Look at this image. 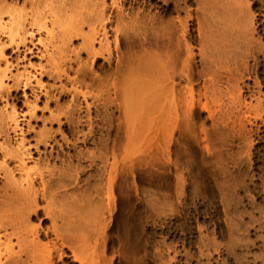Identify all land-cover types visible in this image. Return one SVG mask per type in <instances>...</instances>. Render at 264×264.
<instances>
[{
	"label": "bare ground",
	"instance_id": "6f19581e",
	"mask_svg": "<svg viewBox=\"0 0 264 264\" xmlns=\"http://www.w3.org/2000/svg\"><path fill=\"white\" fill-rule=\"evenodd\" d=\"M119 1L0 0V264H27L29 258L33 260L37 254L44 258L45 264H55L53 260H62L67 254L65 250L79 264H104L101 257L109 241L104 214L107 212L109 219L113 217L111 212L116 199L112 195L113 189L120 192L127 180V171H133L134 162L127 163L132 164L128 169L124 163V153L129 148L127 142L135 144L136 141L131 140L134 136L130 138L133 131L134 135L144 132L148 144L152 141V157L158 163L161 159L170 160L173 135L178 131H192L193 120L200 112L206 113L215 130L220 124L234 125V117L238 121L244 118V123H248L246 120L250 123V117L263 121L264 107L256 101L258 98L254 97L257 105L242 98L243 91H249L246 80L251 75L250 70H257L261 64L259 43L252 37L246 38L252 35L250 32L254 27L251 24L255 22L249 9L246 11L251 16L245 11L250 17L249 23L245 25L243 16L242 20L238 19L244 26L238 21L240 31L248 25L250 28L242 31V37L238 36L247 39L246 45L242 39L244 46L241 47L243 51H250V56L242 51L240 56L244 60L238 61V55V66L231 67L235 63L231 61L232 51H228L235 42L227 46L233 39L226 36L222 25L218 27L220 21L229 25L227 19L234 17L235 8L233 13L229 11L233 6L231 0L226 13L231 12L233 16L224 18L226 20L221 16L220 20L215 19L228 7L222 0L218 3L216 0H193L194 8L186 4L190 0H129L130 6L126 9L127 4L123 6L118 4ZM219 3L224 6V11L220 10L222 6L217 10ZM133 5L137 6L133 8ZM148 9L154 10L152 15ZM73 42H78L76 47ZM193 45L198 47L197 55ZM233 54L237 55L235 50ZM81 55L85 59H81ZM248 57H251V63L246 60ZM35 59H45V64H34L32 60ZM93 70L106 71L102 78ZM240 70L246 72V76ZM36 72L64 79L69 84V87L59 84L57 91L60 97H70L65 107L57 105L55 96L48 90L36 92L31 88ZM91 77L97 78L95 86ZM36 84L40 85V81L36 80ZM27 89L32 91V100L24 95ZM17 90L22 91V100L15 92ZM41 97L43 108L53 100L56 103L57 113L49 110L46 120L57 122L58 129L64 127L66 133L75 137L68 142L73 154L64 153V160L56 151L57 139L53 132L50 129L34 131L31 125L36 121L37 103ZM230 104L241 105L243 109L233 112L228 107ZM226 107L229 109L224 110ZM83 112L85 114L81 115ZM92 112L109 121L105 123L108 128L104 139L96 136V125H93L96 119L93 121ZM203 125L197 128L205 134L209 128L205 129ZM236 126L240 129L238 124ZM124 135L126 139L129 137L127 146ZM64 136L61 139L67 140ZM147 141L143 146L148 145ZM77 142H81L83 148L93 144L98 152L78 149ZM207 143H204L205 148L209 146ZM133 144L137 147V141ZM125 147L128 148L124 152ZM47 148L50 150L46 151ZM59 156L63 164L57 167L50 161ZM82 163L86 165L81 166ZM63 199H70L66 206ZM78 202L86 203L83 206L88 207L87 214ZM63 206L69 208L67 213L65 211L67 216L64 215L70 219L73 214H86L87 217L82 216L77 224H73V220L68 222L70 219L64 223L63 211L66 209L63 210ZM76 207L83 213L75 212ZM117 216L113 217L115 221ZM78 233L82 237H91L93 260L88 259L89 255L86 259L79 255L80 250L89 252L86 248L90 247L89 242L75 240ZM131 238L137 240L134 235ZM130 242L123 236L118 244L126 250ZM99 248L103 253L101 257L97 252ZM206 255L210 257V254Z\"/></svg>",
	"mask_w": 264,
	"mask_h": 264
},
{
	"label": "rangeland",
	"instance_id": "374dc122",
	"mask_svg": "<svg viewBox=\"0 0 264 264\" xmlns=\"http://www.w3.org/2000/svg\"><path fill=\"white\" fill-rule=\"evenodd\" d=\"M128 1L129 0H120L118 4H122L123 6L127 4L125 6L126 9L130 6L127 3ZM190 1L186 4L190 7L193 6L191 8L196 7V3L193 0ZM218 1L219 0H216L217 3ZM223 1L225 2V5H228L226 10L223 9L225 6L222 3ZM227 1L228 4H226ZM245 1L247 3L244 4ZM245 1L231 0L233 6L229 4V0L220 1L224 6L221 5V7L220 3L217 4V10L221 7L222 9L220 10H225L224 12L226 13L230 7L232 8L229 9V11L235 9L233 14L234 17H232L233 19L231 17V19H227L229 16H233L230 15L231 12L227 15L228 12L223 14L224 12L222 13L219 10V17L221 16L223 18L222 20L227 19L229 25H223L225 22L220 21L218 27H221L220 25H222L223 30L227 32L226 36L231 38V40L233 39L231 42L230 39L225 36L227 41H230L227 46L231 45L233 42H235V45L233 43L231 45L233 46L232 48L237 46V48L235 47L236 49L234 48L235 54H237L236 56L233 54L234 50H232L231 46L229 48L230 51H228L229 53L232 51L231 54L233 57H230L234 60L243 52H245V54L248 52L250 53V51H243L244 49L241 47L246 45V42L244 41L248 38L250 39L252 37V40L254 39L259 43L261 51L258 52V60H261V64L257 70H255L256 68L250 70L251 75L248 76V79L247 77L244 78L247 79L246 83L249 87V91L247 93L246 90H244L242 98L250 102L252 105L253 103L254 105H257V102H254V97L258 99L260 98L261 101L258 99L255 100L260 102L264 107V0ZM229 5L231 6L229 7ZM246 5L248 8L245 7ZM136 6L137 5H133L132 7L135 8ZM224 8H226V6ZM247 9L253 14L254 20L252 21L255 22H252L251 24L252 28L254 27L252 32L249 31L252 35L250 37L247 36V39L245 38V40L242 38L245 43H242L244 44L242 45V39L238 34L242 37V31H246L248 29L247 27L250 28V25H248L247 27H244L245 30L242 27V31H240V26H244V23L242 25L243 21H241L242 16L245 17L243 18V20L246 21L245 25L250 21V14L246 11ZM148 11L150 13L146 12L150 15L154 12L152 9H148ZM245 11L249 15H246ZM222 14L225 17H223ZM219 17L215 19L220 20L221 17ZM239 17L241 20L238 19ZM246 19H248V21ZM238 20L241 21V23ZM226 26L228 27L226 28ZM237 26L239 29H237ZM238 31H240V33H237ZM77 44L78 42H73L72 45L76 47ZM196 46H194L195 48L193 47L195 49H193V51H195L194 53L197 55L196 49L198 47ZM240 48H242V50L238 51L237 49ZM239 56V60L236 59L235 62L229 57V60H231L232 63H235V65L231 64V67L238 66L236 63L241 59L244 60L242 55ZM81 59H85V56L81 55ZM197 59L199 58L196 57V60ZM246 60L249 61V63L252 62L251 57H248ZM32 62L34 64L44 65L45 59H35L32 60ZM98 63L101 64L102 61L99 60ZM112 63H114V58ZM104 71L106 70H93L94 74H99V77L102 78L104 77ZM240 73L246 76V72L242 73V70H240ZM70 75H73V73H70ZM34 77L35 79L33 78V81H31V88H33L34 91L39 92L42 89H46L55 96L54 99L57 105L62 108L67 105L70 97L68 95L60 97L57 92L59 84H65V86L67 85L66 87H69V84L64 81V79L58 80L47 73L40 75L37 74V72ZM36 80L40 81V85L36 84ZM92 80L93 86H95L97 78L91 77V81ZM15 92L22 100V91L17 90ZM24 92L25 97L32 100L31 89L24 90ZM250 96L252 97L250 98ZM225 98L226 96H224V99ZM78 99L81 101L80 97ZM43 101V97H41L37 103V108L39 110H37L36 121L32 122L31 125L34 128V131L50 129L53 132L55 140L57 139L56 151L60 153L64 160L65 154H73V149L69 147L68 142L71 143L75 137L66 133L67 131L66 129H63L64 127L59 128V130L57 122L50 123L46 120L48 119L49 110L56 112V103L53 100L47 108H43ZM89 102H91V100H89ZM230 106L228 105L233 112L243 109V106H239L238 104H230ZM237 106H239V108ZM228 107L224 110L229 109ZM83 114L85 113L83 112L81 115ZM95 115V112H92L91 117L93 118V121L96 119L93 124L94 126L96 125V136H102L104 139L106 137L104 132L106 131V128H108L107 124L109 121L101 119V116ZM115 115L114 117H117V114ZM250 118V123L247 120L246 122L248 123H244V118L238 121L234 117V125L231 122L229 124H232L229 127L233 126L231 128L232 131L229 127L222 125L223 128L221 124L220 126L222 129L218 125L217 130H215L216 128L213 129L210 125V120L206 117V113L200 112L193 120L192 127L190 126L194 131L192 130L188 132L184 130L182 132H175L173 135V138H175L172 139L173 144H171L169 154L171 155L169 156L170 160L161 159V162L164 161L166 163H161L160 161L156 163L157 161H154V157H152L153 155L151 153L154 150V146L152 147V141L148 144V141L146 140L148 137L144 132L137 133L141 138L138 137L137 134H135V136L134 131V133H131L132 135L130 138L134 136L131 140L132 142L134 139L137 141V147L132 146L133 143H130V141L127 142L129 137L126 139L124 135L123 137L126 139H123L125 140V146H127V143L129 146V148L125 147L124 149L125 152L128 148L124 153V163L127 164L130 161V163L132 162L133 164L134 162V166H132L133 171H127V173L129 172L128 175H126L127 182L125 181L120 192H118L117 188L116 190L113 189L112 192V195L116 197L115 204L117 205H113V213L111 212V214L113 217L119 214L117 216L118 218H116L115 221L113 217L109 219L110 217L107 212L104 214V220L106 223L104 221L103 223L107 225L105 232L109 241L105 248L106 252H104V256L102 255L103 253H101L100 248L97 250V252H100H98L99 255H102V257L101 255L100 257L103 259L104 264H124V261L126 264H205L207 260L209 261V264H264V115L262 117L263 121L260 119L253 120L252 117ZM114 121L117 122V120ZM199 122H202V125L204 124L203 126H205V129L209 128L205 134L198 129L201 125ZM235 124H238L243 132H241ZM243 125L246 127L245 130ZM249 127L253 130L251 131ZM211 129L217 132H213V134L211 133ZM209 131L212 135L208 133ZM183 132L185 135H183ZM218 132H220L219 135ZM236 132H241L242 134L240 133L237 135ZM142 133L145 135L144 137ZM221 133L222 135H220ZM62 134H65L66 137H64L67 140L61 139V137L63 138ZM180 134H182L183 137L185 136L186 139ZM203 135L207 138H204ZM29 136L32 137L33 134H30ZM204 139L206 140L204 141ZM136 141H134L135 144ZM145 141H147L146 145H150L149 148H147L148 145L145 146L144 144L143 146ZM65 142L67 145H65ZM205 142L210 147L208 146V148H205ZM76 146L78 149H88L95 153L98 152V148L93 144H88L83 148L81 142H77ZM49 150L50 149L47 148L46 151ZM61 156H59V159L50 162L59 167L63 164ZM134 159L135 161H133ZM130 163L129 165L127 164V169L128 166L132 165H130ZM73 164H75V162H73ZM99 164L101 165L100 162H98V165ZM85 165V163L81 164V166ZM86 174L87 173H85L84 176ZM1 183L2 181L0 180V185ZM101 197L104 199L103 196ZM62 201H65L64 206H66L65 203H69L70 199H63ZM118 202L120 203L119 206ZM78 204H81V202H78ZM81 205L85 208L86 203L84 204L83 202ZM64 206L62 209L64 210L65 208L66 210H62L64 212L62 213L67 216L66 213L69 208L67 209ZM84 208L81 210H83V212L86 210L84 213L87 214L88 207ZM76 210L77 213L80 211V209L78 211L77 207L75 208V212ZM83 212L80 211V214ZM86 214H82L81 216L78 214L79 217L73 214V218L71 219L64 215L65 219H63V222L65 223L67 221L66 219H70L68 222L73 220V224H77L79 219L82 216L84 218ZM85 217H87V215ZM107 220H109V222ZM116 224H118V226ZM133 235L137 240L131 238ZM123 236L131 240L129 244L127 243L128 248L126 250L118 244V241L123 238ZM88 237L84 235L83 237L82 235L79 236V233L74 236L75 240H81L82 242L86 241V243L89 242L90 248H86L89 252L83 249L85 252L80 250L79 255L82 254V257H84L83 259H86L89 255L91 257H88V259L90 258L91 261V259L93 260L94 254L91 252V237ZM15 248L18 250L16 246L14 249ZM65 251V254H67L62 260H53L55 264H79L72 259L68 250ZM203 253L204 255L205 253L208 255L210 254V257L207 255L205 257ZM208 261L206 262L207 264ZM27 264H45V260L40 254H37L33 260L29 258Z\"/></svg>",
	"mask_w": 264,
	"mask_h": 264
}]
</instances>
